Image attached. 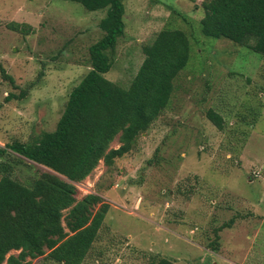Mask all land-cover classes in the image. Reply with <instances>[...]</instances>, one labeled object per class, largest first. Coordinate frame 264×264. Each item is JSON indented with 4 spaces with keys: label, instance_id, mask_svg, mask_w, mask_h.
<instances>
[{
    "label": "rangeland",
    "instance_id": "374dc122",
    "mask_svg": "<svg viewBox=\"0 0 264 264\" xmlns=\"http://www.w3.org/2000/svg\"><path fill=\"white\" fill-rule=\"evenodd\" d=\"M202 1L124 2L125 31L105 78L127 87L142 47L166 27L185 31L192 52L167 107L133 148L76 183L79 196L98 191L110 207L82 264H148L150 255L175 264H264V56L250 41L204 37ZM103 16L64 0H0V148L55 129L89 70ZM10 22L33 32L11 31ZM28 87L24 98L5 100ZM208 109L223 117V130L205 117ZM118 146L116 137L110 147ZM12 155L23 162L14 174L20 180L48 171ZM30 264L59 263L39 257Z\"/></svg>",
    "mask_w": 264,
    "mask_h": 264
},
{
    "label": "trees",
    "instance_id": "16d2710c",
    "mask_svg": "<svg viewBox=\"0 0 264 264\" xmlns=\"http://www.w3.org/2000/svg\"><path fill=\"white\" fill-rule=\"evenodd\" d=\"M64 1L89 12L104 11L98 23L102 35L89 46V70L70 91L55 129L0 148V264H30L39 257L59 264H82L110 207L98 191L79 196L76 183L90 175L100 161L111 167L133 148L137 136L167 107L174 80L191 57L189 35L179 28H163L142 47V63L123 87L104 75L112 67L118 39L124 35L125 0ZM200 6L204 37L235 44L250 41V50L264 56V0H203ZM7 28L23 35L33 32L26 23L10 22ZM1 76L14 85L3 69ZM28 90L10 93L5 100L24 98ZM205 117L223 130L225 123L219 113L208 109ZM116 137L119 146L111 148ZM12 154L48 171L20 180L14 174L23 162ZM232 221L215 233L229 228ZM210 246L217 249L218 236ZM12 251L17 253L10 254ZM148 260V264H175L153 255Z\"/></svg>",
    "mask_w": 264,
    "mask_h": 264
}]
</instances>
